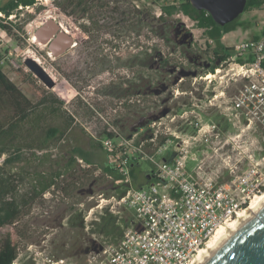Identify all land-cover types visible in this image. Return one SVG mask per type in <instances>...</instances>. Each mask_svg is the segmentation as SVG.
<instances>
[{
  "label": "rangeland",
  "instance_id": "obj_1",
  "mask_svg": "<svg viewBox=\"0 0 264 264\" xmlns=\"http://www.w3.org/2000/svg\"><path fill=\"white\" fill-rule=\"evenodd\" d=\"M9 1L0 0V6ZM175 1L40 0L13 11L11 30L0 38V67L30 107L0 131V239L14 238L12 264H36L42 257L87 264L89 255L121 235L132 213L117 202L125 182L103 173L107 155L97 139L108 128L121 137H141L148 122L164 117L170 131L188 140L187 168L200 166V175L228 184L242 201L228 220L264 192V93L235 106L249 81L260 86L264 78L259 72L242 77L231 59L217 60L212 50L218 43L187 16L159 20L161 6ZM46 16L76 42L43 63L52 86L34 74L23 76L29 71L23 59L34 56L31 45L44 47L38 38L31 41ZM238 21L222 46L264 39V5L243 11ZM188 31L191 37H185ZM117 50L126 51L128 69L117 61ZM212 62L220 71L204 72ZM68 65L73 71L64 76ZM52 127L59 132L48 137ZM134 163L132 184L140 187L154 163ZM6 212L9 220L1 221Z\"/></svg>",
  "mask_w": 264,
  "mask_h": 264
},
{
  "label": "built area",
  "instance_id": "obj_2",
  "mask_svg": "<svg viewBox=\"0 0 264 264\" xmlns=\"http://www.w3.org/2000/svg\"><path fill=\"white\" fill-rule=\"evenodd\" d=\"M14 16L15 12L5 14L0 10L1 40L8 35L6 26H12ZM248 52L254 54L253 62L235 61L237 55L244 56ZM263 58L264 39L240 42L230 56L237 74L247 78L256 72L264 78V68L260 65ZM2 62L1 59L0 64ZM207 76L210 74L204 79L210 81ZM245 88L247 93L237 97L236 107L249 105L251 97L257 95L255 92L264 93V85L259 86L252 80ZM163 118L148 122L141 129L144 130L141 137H137V133L121 137L115 129L108 128L107 132L113 135L105 133L97 139L107 152L106 165L121 178L115 179L109 173L106 176L116 183L125 182L126 189L117 202L125 204L132 217L117 239L89 255L87 264H191L216 228L241 205L242 201L235 199L228 184L200 175V166L187 168L188 140L170 131ZM156 156L159 159L155 160ZM145 158L154 163L149 181L145 186L134 187L130 166L137 159ZM35 263L73 264L67 258L57 257H42L35 259Z\"/></svg>",
  "mask_w": 264,
  "mask_h": 264
},
{
  "label": "trees",
  "instance_id": "obj_3",
  "mask_svg": "<svg viewBox=\"0 0 264 264\" xmlns=\"http://www.w3.org/2000/svg\"><path fill=\"white\" fill-rule=\"evenodd\" d=\"M36 3V0H10L7 4L0 6V10L4 11L5 14H9L13 11H16L17 6H31ZM264 5V0H246V5L244 11H248L253 8H257ZM38 10V9H37ZM137 13L140 14L139 9H135ZM35 12V11H34ZM181 13L187 16L190 20L194 22V25L201 29L203 34L210 39L211 41H216L218 45L212 50L213 55L219 61H224L227 58L230 59V56L234 52L233 47H226L221 45V38L223 34L226 32H230L236 29L238 26L241 25V22L238 21L239 16L224 24L219 25L217 24L211 15L205 11L204 9H196L191 5L189 0H176L174 3H168L161 6V13L158 16L159 20H165L166 17ZM33 14H29L28 18H31ZM7 30L10 31V26H6ZM258 37H254V40H258ZM235 61L237 63H244V62H253L254 61V54L248 52L245 56H236ZM168 60L165 59L163 61V65L167 64ZM260 65L264 68V58L261 60ZM218 67V63H210L204 72H214V69ZM30 107V102L28 99L22 94V92L15 87L11 82H9L1 67H0V131H2L10 121L17 119L19 117L24 118L26 116V111ZM59 132L57 127H52L48 129L47 136L53 137ZM104 133L108 134L109 136L113 135L111 132L104 131ZM75 152H78L82 158L85 159L86 162H90L89 159L79 150L76 148L74 149ZM107 155V152H105ZM136 166L133 162L130 166V176L132 181H135L137 178L136 175ZM103 173L105 174H112L115 179L121 178V175L115 171H112L110 167L106 165L102 167ZM149 173H144L142 176V182H140L141 186L149 181ZM137 187V186H135ZM9 213H5L1 218V221H7L10 218ZM17 252L14 238L10 234L3 235L0 239V264H12L16 259Z\"/></svg>",
  "mask_w": 264,
  "mask_h": 264
},
{
  "label": "water",
  "instance_id": "obj_4",
  "mask_svg": "<svg viewBox=\"0 0 264 264\" xmlns=\"http://www.w3.org/2000/svg\"><path fill=\"white\" fill-rule=\"evenodd\" d=\"M189 2L196 9L207 11L221 26L236 19L246 5V0H189ZM49 23L53 25L52 22ZM36 36L39 37L37 34ZM188 36L191 37V34L185 33V37ZM70 42L72 37L59 31L49 46L52 55L59 54ZM26 64L44 84L47 86L54 84L51 76L36 60L27 58ZM202 264H264V203Z\"/></svg>",
  "mask_w": 264,
  "mask_h": 264
},
{
  "label": "flooded vegetation",
  "instance_id": "obj_5",
  "mask_svg": "<svg viewBox=\"0 0 264 264\" xmlns=\"http://www.w3.org/2000/svg\"><path fill=\"white\" fill-rule=\"evenodd\" d=\"M49 22H52L53 25H50ZM61 31L63 33H67L66 30H64V28L62 27V25L58 24V23H54L53 20L51 19H47L46 22L44 21L42 24L40 25H37L35 27V31H34V35H39L38 39L40 41V43L42 45H44V47L42 49H37L36 47H34L33 45H31L32 47V51L34 52V56L33 55H28L27 57H25L23 59V68H28L27 64H26V59L27 58H32L34 60L38 59L39 60V65L45 69L46 71V68L43 66V63H49L50 62L48 61L47 58H56L58 56H61L62 54H64L67 50L70 49V47L74 46L76 44L74 38L72 37V35H70L72 37V42H70V44L66 47H64L63 50H61L59 52V54H57L56 56L52 55L51 51H50V43L52 42V40L57 36V33ZM43 40V41H42ZM45 41V42H44ZM33 44H36L34 43L33 41H31ZM118 48H120V46L117 45ZM116 59L117 61L120 63V61H123V66L124 68H129V58L126 56V51H122V53L117 50L116 51ZM18 68V67H17ZM17 71L16 72H20L19 69H16ZM29 71H27L28 73H26L25 75L23 74V76L27 77V76H30V75H33L34 73L28 68ZM66 70V71H65ZM68 71H73V69H70V65L66 66V68H63V75L64 76H69L68 74ZM47 72V71H46ZM62 72V71H61ZM38 78V77H37ZM39 79V78H38ZM40 80V79H39Z\"/></svg>",
  "mask_w": 264,
  "mask_h": 264
},
{
  "label": "bare ground",
  "instance_id": "obj_6",
  "mask_svg": "<svg viewBox=\"0 0 264 264\" xmlns=\"http://www.w3.org/2000/svg\"><path fill=\"white\" fill-rule=\"evenodd\" d=\"M42 1H46V0H42ZM47 19L48 16L42 17L41 24L44 21L46 22ZM36 38L38 37L37 36L33 37L34 42ZM36 61H38V59H36ZM206 78H209V76H207ZM263 203H264V192L260 195H255L251 199L250 204L247 207L238 211L233 219H230L225 223L219 225L216 228V230L213 232L212 236L207 241V243L202 248L199 249L197 255L195 256L191 264H202L228 237H230V235H232V233H234V231H236L247 219H249L262 206Z\"/></svg>",
  "mask_w": 264,
  "mask_h": 264
},
{
  "label": "crops",
  "instance_id": "obj_7",
  "mask_svg": "<svg viewBox=\"0 0 264 264\" xmlns=\"http://www.w3.org/2000/svg\"><path fill=\"white\" fill-rule=\"evenodd\" d=\"M230 32H231V31H230ZM227 33H229V32H226L225 34H223V36H222L221 40H223V39H224V37H225V35H226Z\"/></svg>",
  "mask_w": 264,
  "mask_h": 264
}]
</instances>
